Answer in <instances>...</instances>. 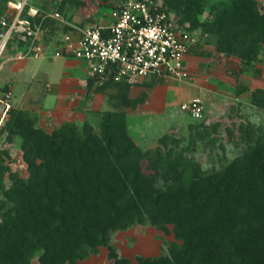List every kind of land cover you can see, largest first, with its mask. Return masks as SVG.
I'll return each mask as SVG.
<instances>
[{"label": "trees", "instance_id": "1", "mask_svg": "<svg viewBox=\"0 0 264 264\" xmlns=\"http://www.w3.org/2000/svg\"><path fill=\"white\" fill-rule=\"evenodd\" d=\"M87 1L62 0L56 9L71 19L69 13ZM163 1L181 25L212 35L219 53L247 67L263 61L259 0ZM92 84L96 79L89 76ZM111 86L119 89L115 96L122 106L143 103L145 94L131 97L133 85L127 82L97 88ZM251 103L264 112V87L251 91ZM212 128L217 132L218 124ZM227 131L240 152L207 170L189 154L198 141L216 144L207 127L181 149L170 134L143 149L130 135L123 111L104 113L98 125L66 122L48 132L26 110L11 109L1 133L8 143L19 141L29 175L13 171L4 158L10 152L0 151V264H32L35 258L39 264H77L102 246L109 250L106 264H264V127L248 122L241 123L239 134ZM137 224L160 227L175 239L162 254L133 261L112 240Z\"/></svg>", "mask_w": 264, "mask_h": 264}, {"label": "rangeland", "instance_id": "2", "mask_svg": "<svg viewBox=\"0 0 264 264\" xmlns=\"http://www.w3.org/2000/svg\"><path fill=\"white\" fill-rule=\"evenodd\" d=\"M8 0H0L3 5ZM62 0H31L34 6L57 10ZM128 0H115L126 2ZM264 12V0H259ZM88 5L71 11L65 18L75 24H89L108 19L112 5L88 0ZM198 39L197 52L188 58L191 78L185 82L164 80L153 81V87L135 86L130 89L131 97L145 94L143 103L136 109L124 107L115 95V86L99 90L97 84L89 85L90 71L85 61L66 55H52L56 48L53 36L52 47L43 56L7 61L0 72V151L6 149L10 158L4 156L5 163L13 171L27 178V164L23 160L20 143L4 140L1 127L13 108L24 109L36 119L38 127L52 132L66 122L82 126L86 122L98 125L101 115L108 111H123L130 135L143 148L156 147L165 134L180 140L178 149L192 144L198 131L204 127L217 137L216 144H208V139L197 142L191 154L199 159L207 170L229 162L241 150L229 139L227 128L239 134L241 123H252L264 127V112L251 103V91L264 87V49L262 62L245 66L240 58L226 56L216 50L215 38L195 31ZM50 49V50H49ZM14 49L12 56H18ZM245 68L244 72L241 70ZM244 89H248L245 90ZM200 97L205 105L202 118L194 119L180 109ZM203 124V127L200 125ZM218 124V131H213ZM222 145V146H221ZM7 187L12 184L8 173L5 175ZM172 228V226L170 227ZM173 233L167 234L162 228L151 224H137L114 234L112 243L122 256L135 261L136 256H158L173 241ZM109 250L100 248L98 254L91 255L77 264H106ZM32 264H39L37 258Z\"/></svg>", "mask_w": 264, "mask_h": 264}, {"label": "built area", "instance_id": "3", "mask_svg": "<svg viewBox=\"0 0 264 264\" xmlns=\"http://www.w3.org/2000/svg\"><path fill=\"white\" fill-rule=\"evenodd\" d=\"M107 18L75 24L60 11L34 6L31 0H8L0 9V72L13 58L43 56L55 36L52 55L85 61L97 85L179 83L191 78L188 58L197 50L196 32L181 25L163 0L115 2ZM14 49L19 51L17 57L11 55ZM180 109L199 119L205 105L196 97Z\"/></svg>", "mask_w": 264, "mask_h": 264}, {"label": "crops", "instance_id": "4", "mask_svg": "<svg viewBox=\"0 0 264 264\" xmlns=\"http://www.w3.org/2000/svg\"><path fill=\"white\" fill-rule=\"evenodd\" d=\"M191 57V56H190ZM149 82H151V81H149ZM137 86H142V84L141 85H137ZM133 87H135V86H133ZM83 261V260H82Z\"/></svg>", "mask_w": 264, "mask_h": 264}]
</instances>
